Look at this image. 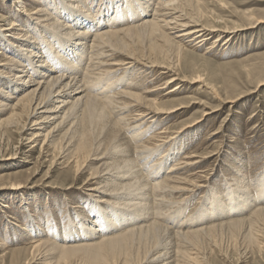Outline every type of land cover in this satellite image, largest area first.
<instances>
[{"label":"bare ground","instance_id":"1","mask_svg":"<svg viewBox=\"0 0 264 264\" xmlns=\"http://www.w3.org/2000/svg\"><path fill=\"white\" fill-rule=\"evenodd\" d=\"M10 1L17 9L7 26L0 25V128L7 121L10 127L19 126L20 132L30 131L26 152L39 147L56 165L77 176L88 173L81 188L88 191V200L84 207L74 206L77 218L68 223L78 230L76 235L67 234L70 241L54 246L36 236L21 240L27 242L20 249L28 254L24 264L55 252L59 258L78 252L92 259L119 256L120 264H193L195 248L208 242L219 244L225 238L230 243L256 244V233L261 236L259 231L264 230V174L253 179L255 169L245 167L246 154L236 145V150L227 146V136L220 130L211 134L218 138L211 151L182 158V137L219 109L173 100L190 89L193 94L214 95L222 109L237 103L238 98L221 99L204 75L186 73L191 57L199 58L188 50H202L215 37L208 50L219 40L225 48L237 35L216 27L214 23L221 20L202 10L209 1L226 5L219 0ZM4 19L0 15V22ZM103 46L107 50L100 53ZM115 53L124 58L116 60ZM134 66L156 73L163 83L153 87L148 76L127 78ZM263 86L264 81L257 84L259 89ZM192 105L201 107L200 119L177 130L171 129L175 125L159 129ZM97 133L105 139H97ZM157 145L174 146L176 154L155 160L152 151ZM227 147L236 156L229 154L232 163L224 161L228 170L211 192L208 186L216 163L227 154ZM205 188L210 205L205 214H198L205 216L201 224L196 216L171 220L170 211L182 203L177 198ZM26 214L33 235L39 236L43 225ZM2 240L1 247L6 245Z\"/></svg>","mask_w":264,"mask_h":264},{"label":"rangeland","instance_id":"2","mask_svg":"<svg viewBox=\"0 0 264 264\" xmlns=\"http://www.w3.org/2000/svg\"><path fill=\"white\" fill-rule=\"evenodd\" d=\"M219 1L226 7L222 8L217 2L211 1V3L209 1L205 2L202 10L211 12L213 16L221 20L220 23H214L216 27L229 28L238 33L227 42L225 48L220 45L223 40L221 42L219 40L218 45L215 44L216 46L212 50H208L211 43L217 39L215 37L202 49L203 51L200 48L195 53L188 50L189 53L196 55L195 57L199 56V58L191 57V65L186 73L194 74L198 72L204 75L206 81L217 90L220 98L222 97L221 99L238 98V100L237 103L233 104L234 108L228 110V106L222 109L220 101L206 91L193 94L191 93L192 90L187 89L182 91L180 95H176L173 100L179 99L185 105L199 102L206 103L213 109H219L213 116L203 119L197 126V130H193L194 132L187 131L182 137L186 152L184 150L181 157L198 151H211L212 149L209 150L210 146L212 147L213 144L216 146L215 142L218 141V138L214 137L215 139H213L211 134L220 130L222 134L227 136V146L235 149L236 145V147H240L242 153L246 154L243 158L245 167L250 168V170L251 168L252 170L255 169V173L251 170L254 176L253 179L260 180L264 174V86L259 89L257 84L264 81V0ZM12 4L10 0H0V15L5 17L0 25L7 26L13 18L10 15L16 11L17 7L12 6ZM210 22L208 20V23ZM36 38L43 39L40 36H36ZM105 50H107V47L103 46L100 53ZM116 54L114 55L116 60L124 58L120 54ZM137 67L132 68L136 73L132 69L128 73L129 76L126 73L127 78L141 79L143 75L146 78L148 76V82L151 81L153 87L163 83L164 80L160 79L156 73L144 72L143 69H139L140 67L137 70ZM138 71L141 72L138 73ZM167 99L162 98L163 101ZM200 110V106L192 105L185 114L161 123L159 129L175 125L171 129L177 130L181 125L191 120L200 119ZM22 121L25 122L26 120L22 119ZM53 127L54 125L47 127L46 131H50ZM0 130V132L7 130L4 136L0 133V240L5 239L4 234L7 238L6 241L2 240L6 245L0 246V264H24L28 254H25L24 250L21 252L20 249L24 248V243L27 242L23 241L22 243L21 240L29 236H36L49 240L48 245L54 246V244H61L63 241H70L65 238L67 234L76 235L78 230L68 223L71 219L77 218L75 211L77 208L74 209V206L78 204V206L84 207L85 205L88 191L81 188H83V182L88 173L77 176L71 168V171H69V168L56 165L52 157L39 152V147L32 152H26L24 144L27 137L30 136L28 130L20 132L19 126L10 127L7 121L6 124L1 126ZM130 135L129 133L126 134L127 137ZM97 139L103 140L105 136L102 138V135L97 133ZM232 139H235L236 143H230ZM158 146L160 147V145L155 146L152 152L155 160L159 158L161 162L167 159L168 156L171 157L170 154L176 151L174 146L164 145L161 148ZM156 148L158 151H156ZM234 149L227 147V154L216 163L217 168H215L217 170L215 175H212L214 180H211L212 182L209 183L208 188L211 187L212 189L217 184L221 185L222 174L225 170H228V164L232 163L228 160L229 154L236 156V149ZM158 153L160 154L158 155ZM173 154H176V152ZM225 160L228 161L227 165L223 164ZM171 164L163 168V173L169 169ZM213 164H210L211 166L209 165L208 168L211 169ZM234 164L237 166L236 163ZM210 191L213 192L214 189ZM207 193L208 189L205 188L197 194L191 195L193 197L187 195L177 198V200L181 199L183 205L181 203L180 207L176 206L170 211L173 215V217L170 216L172 217L171 220L182 222L187 218L190 219L196 216L195 218L201 224L205 216L198 217V214H205L210 205L209 200L206 197L204 198ZM89 200L94 204L96 203L93 198ZM181 209L182 211H180ZM26 213H29L35 219L36 225H43L41 227L43 233L39 236L37 234L33 235V229L29 228L30 223L26 218ZM85 215L88 214L85 213ZM184 216L187 217L184 218ZM23 229H26L27 232H23ZM259 234L261 236L257 233L256 236L254 235L256 244L251 246L241 240L230 243L225 238L219 244L211 242L203 244L195 248L196 251L193 252L195 256L193 257L196 260L193 261V264L197 262V264H264V230L259 231ZM184 250L188 251L187 249ZM60 255L59 252H55L52 256L32 264H120L123 258L118 256L117 258L92 259L80 252L65 258H59Z\"/></svg>","mask_w":264,"mask_h":264}]
</instances>
